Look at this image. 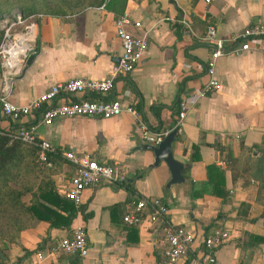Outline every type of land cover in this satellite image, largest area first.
Wrapping results in <instances>:
<instances>
[{
	"label": "crops",
	"instance_id": "0c3cea01",
	"mask_svg": "<svg viewBox=\"0 0 264 264\" xmlns=\"http://www.w3.org/2000/svg\"><path fill=\"white\" fill-rule=\"evenodd\" d=\"M85 0L68 14H44L35 28V42L14 77L9 100L26 104L52 83L68 77L103 78L109 75L120 53L114 18L126 10L139 25L126 24L134 35H145L147 47L132 71L114 77L108 93L85 97L119 98L133 106L151 128L169 127L177 109L176 99L205 79V60L211 44L202 39L206 25L226 36L244 25L264 20V0ZM187 21V25L181 20ZM257 49L215 59L217 89L200 97L183 118L182 132L174 136V158L186 164V182L164 184L168 169L161 160L150 165L152 151L142 148L136 121L126 111L110 117L59 116L38 124L35 133L62 152H85L97 161L118 163L131 178L125 185L100 181L82 190L75 212L64 227L39 220L20 230L18 241L5 250L0 264H26L40 251L36 264H186L185 258L168 262L162 253V223L128 224L122 214L135 195H158L167 205L166 217L183 225L197 237L212 229L226 230L228 239L214 250L216 264H264V242L253 245L249 233L264 236V226L255 218L260 205L253 200L254 186L231 181L225 169L223 200L210 194L205 165L227 163V152L242 158L264 148V38ZM70 97H75L71 94ZM32 120L27 119L26 123ZM13 128L0 110V128ZM222 145L219 151L212 143ZM255 148H251V146ZM198 157L192 159V155ZM64 159L50 174L55 190L64 196L72 173ZM241 202L247 203L240 206ZM81 223L88 252L83 257L51 249L71 225ZM252 243V244H251Z\"/></svg>",
	"mask_w": 264,
	"mask_h": 264
},
{
	"label": "built area",
	"instance_id": "2783aa9c",
	"mask_svg": "<svg viewBox=\"0 0 264 264\" xmlns=\"http://www.w3.org/2000/svg\"><path fill=\"white\" fill-rule=\"evenodd\" d=\"M208 1V0H205ZM105 0L102 1V4ZM43 14H36L37 22H33L34 32ZM188 24L186 20H181ZM12 22L5 29V42L0 48V110L3 117L13 123L8 131L11 138L37 147V159L46 161V152L54 149L48 139L39 138L35 133L38 124H48L59 116L97 115L110 117L121 111L132 115L139 130L138 138L142 143L157 145L170 131L174 136L182 132V122L188 108L200 97L218 88L219 81L215 75V59L220 55L238 54L244 50L257 49L258 40L264 38V20L250 22L241 29L226 35H219L212 24L206 25L202 39L211 44V51L205 60V79L200 85L178 95L177 109L169 127L151 128L131 105H124L117 97L94 99L84 94L108 93L113 88L114 77L132 71L147 47L145 35H134L125 29V25L132 23L139 25V21L131 18L123 10L114 18V26L120 45V53L111 67L108 76L103 78L68 77L52 83L47 89L32 97L26 104L18 105L9 100L13 80L19 74L26 54L32 49L31 45H22L19 34L14 32L10 36ZM31 25V24H30ZM30 25H27L28 28ZM31 28V27H30ZM75 94V97H70ZM32 120L26 123V120ZM3 130L0 129V132ZM61 156L73 167L69 182L64 191V197L74 206L79 203L82 190L100 181L123 183L127 178L126 168L118 163L97 161L85 152L72 149L63 150ZM128 211L122 214V220L128 224H140L143 221H159L162 223V253L168 262H175L180 258L186 259V264H216L214 250L228 239L224 229L214 228L209 234L197 237L194 232L183 225L172 223L166 217L167 205L158 195H135ZM51 249H58L64 253L83 257L88 252V242L83 224L71 225L68 231L58 237ZM42 258L40 251L35 252V258L26 264H36Z\"/></svg>",
	"mask_w": 264,
	"mask_h": 264
},
{
	"label": "trees",
	"instance_id": "16d2710c",
	"mask_svg": "<svg viewBox=\"0 0 264 264\" xmlns=\"http://www.w3.org/2000/svg\"><path fill=\"white\" fill-rule=\"evenodd\" d=\"M107 0H105L106 2ZM104 2V4H105ZM47 14L66 13L61 7L47 9ZM0 259L6 257L4 250L18 241L20 230L32 223L43 220L51 227L69 225L75 212L74 204L66 197L57 193L50 174L56 165L64 158L60 150L46 152V161L37 159V147L8 135V128H0ZM219 151L222 145L212 143ZM251 148H255L251 146ZM227 152V163L221 167L214 162L205 165V181L210 194L221 200L227 195L225 186V169L230 171L231 181L240 178L242 186L253 184V200L260 205V211L255 218L264 226V148L260 154L252 156L249 152L242 158ZM198 155L193 154L192 159ZM184 169H182V172ZM131 192V178L123 183ZM247 203L241 202L240 206ZM206 233L204 234V236ZM253 245L264 242L263 235L248 234ZM251 243V244H252Z\"/></svg>",
	"mask_w": 264,
	"mask_h": 264
},
{
	"label": "rangeland",
	"instance_id": "374dc122",
	"mask_svg": "<svg viewBox=\"0 0 264 264\" xmlns=\"http://www.w3.org/2000/svg\"><path fill=\"white\" fill-rule=\"evenodd\" d=\"M84 4L85 0H0V48L5 42V29L10 23L17 22L18 17L21 22L10 27V36L17 32L22 45L33 46L35 32H32V23L37 22L36 14L44 15L47 9L56 7L64 9V14L73 13L80 10Z\"/></svg>",
	"mask_w": 264,
	"mask_h": 264
},
{
	"label": "water",
	"instance_id": "95a60500",
	"mask_svg": "<svg viewBox=\"0 0 264 264\" xmlns=\"http://www.w3.org/2000/svg\"><path fill=\"white\" fill-rule=\"evenodd\" d=\"M33 49H30L26 58V62H29L32 57ZM117 60V58H116ZM174 138V131L170 130L157 145H150L144 143L141 145L142 148H148L152 151L153 160L150 163L152 166H156L159 161H163L168 169L169 177L166 180L164 187L167 189L170 184L186 182L187 178L183 175L182 169L186 167L184 162L174 158L171 141Z\"/></svg>",
	"mask_w": 264,
	"mask_h": 264
}]
</instances>
